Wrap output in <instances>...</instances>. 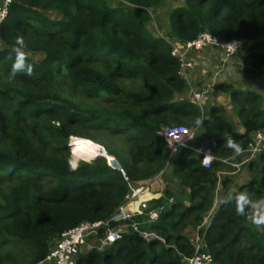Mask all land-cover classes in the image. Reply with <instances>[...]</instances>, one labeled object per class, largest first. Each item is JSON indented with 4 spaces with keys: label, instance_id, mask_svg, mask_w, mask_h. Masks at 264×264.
<instances>
[{
    "label": "trees",
    "instance_id": "obj_1",
    "mask_svg": "<svg viewBox=\"0 0 264 264\" xmlns=\"http://www.w3.org/2000/svg\"><path fill=\"white\" fill-rule=\"evenodd\" d=\"M163 1L9 4L0 23V264H37L64 230L110 217L131 185L151 183L170 166L179 186L187 189L186 198L165 188L149 201V209H159L156 220L136 215L123 222L137 221L141 229L157 231L165 243L145 241L127 228L112 244L79 252L76 263L183 264L184 256L193 254L187 231L212 210L217 172L225 166L217 159L204 168L193 152L179 153L186 149L166 165L168 148L159 131L163 125L197 127L194 122L202 117L198 133L203 129L205 134L196 139H206L217 158L232 156L226 138L244 149L250 134L264 128V104L260 93L227 78L215 90L228 95L243 132L225 119L223 107L211 104L202 111L184 96L188 85L177 73L179 64L167 40L184 42L203 31L221 40L236 38L243 43L237 54L241 60L229 66L242 64L244 80L262 76L264 0H184L169 14V36L148 29L152 12ZM18 36L34 71L13 79L11 49ZM203 52L212 59L217 53ZM73 93L77 100L69 96ZM86 140L104 147L126 175L103 156L71 168L69 146L71 155L78 156ZM246 167L250 172L237 192L247 191L254 200L264 197V152ZM233 179L220 180L226 194ZM221 201L201 230L213 264H264V227L259 230L238 215L234 202ZM102 235L100 229L97 236Z\"/></svg>",
    "mask_w": 264,
    "mask_h": 264
},
{
    "label": "built area",
    "instance_id": "obj_2",
    "mask_svg": "<svg viewBox=\"0 0 264 264\" xmlns=\"http://www.w3.org/2000/svg\"><path fill=\"white\" fill-rule=\"evenodd\" d=\"M10 3L9 0H0V18H2V21L8 14ZM167 41L171 46V55L177 59L179 64L177 73L188 85L191 101L196 103L203 111L204 107L207 106L208 96L210 97L213 91H215V84L233 77L234 74H231L226 67L233 60L236 61L238 59V51L243 47L242 41L236 38L221 40L207 31L201 32L192 40L184 42ZM229 44H232L231 48ZM231 49L236 50L232 51ZM204 50H215L217 53L216 57L212 59L213 70L208 74L210 77L205 83H202L201 81H196L194 70L201 65L202 73L206 74V70L204 69L209 67V65L200 63L202 57H209L205 55ZM198 130V127L187 125L163 126L160 129L159 135L162 136L168 148L166 165L171 162L179 149H186L196 154L200 160V164L204 168H210L213 162L218 159L225 166L217 172L219 184L224 176L238 177L243 167L247 166L259 154L264 152V128L253 131L250 134L247 145L241 155L237 156L234 154L221 158H217L207 144H194ZM207 153L211 155L212 159L209 165L205 166L203 164V158ZM103 157L110 167L117 169L124 176L126 175L125 170L115 160L116 158L114 156H112L113 164H111L109 156L104 155ZM149 185L150 183L131 185L129 192L125 195L124 202L110 217L94 221L85 220L72 228L64 230L55 241V244L49 248L46 256L37 264H77L76 258L79 252H82L84 249L89 250L112 244L121 237L127 228L136 232L145 241L158 240L165 243V238L157 231L141 229L137 221L127 223V225L123 223L131 220L136 215H146L147 222L154 221L158 218L159 209H149V201L157 198V196L152 198L153 194L150 193ZM147 195L150 196L146 197ZM128 205H130V210L126 212L124 208ZM216 206L217 200L214 202L212 210L205 217L204 221L194 228L195 234L191 238L194 245V252L188 257L184 256L183 264H213V256L206 249L204 233L201 230L206 229L207 226L204 228L203 225L208 221ZM100 229L104 231V235L101 237L97 236Z\"/></svg>",
    "mask_w": 264,
    "mask_h": 264
},
{
    "label": "rangeland",
    "instance_id": "obj_3",
    "mask_svg": "<svg viewBox=\"0 0 264 264\" xmlns=\"http://www.w3.org/2000/svg\"><path fill=\"white\" fill-rule=\"evenodd\" d=\"M110 1L114 4H119L121 0H110ZM183 4H184V0H164L163 3L159 7L155 8L154 11L152 12V14H151L152 19L148 24V29L155 35L160 34L161 36H164V35L169 36L168 35L169 34V23H170L169 22V14L175 7L181 6ZM170 40L173 41L175 39L170 37ZM238 60H241V59H239V57H238ZM242 68H243L242 64L240 67H239V65L237 67H233V66H227L226 67V69L231 74H234L231 81H234L239 86H242V88L251 89V90H254V91L260 93L263 96V104H264V75L258 76L254 79H251V80H244L241 76ZM204 70H206V72H208L209 67L205 68ZM201 71H202V68H201V65H199V67L194 70V75L196 76V75L200 74ZM204 76H205V79H203L202 83H205L208 80V78L210 77V75H206L205 73H204ZM201 80H202V77H201ZM69 96H71L73 100L78 99L74 93L69 94ZM184 96L190 98L189 90H187L186 93H184ZM207 101H208V103H207L208 106L213 104L215 106L223 107L227 112L225 119L228 120L232 126H234L233 127L234 129L236 128V130H238V128L240 127V122H239L237 115L235 114V112L233 110L232 103L230 102V99H229L227 94H225L219 90L218 91L215 90V91H213V94L210 95V97L208 96ZM163 126H166V125H163ZM199 132L200 133H198V134H205L203 129H201ZM195 143L198 145L201 143L206 144V139H204V138L202 139V137L200 136L198 139H196ZM83 146H84L83 144L81 146H79V148H83V152L78 153L79 154L78 156L74 155V154L71 155L72 151H71V148L69 146V166L71 168H73V165H75V167H77L79 164H81L83 162H89L95 157L93 155L87 154V151L84 152L85 146L84 147ZM79 148H78V151H79ZM179 153L191 155V153H189V151H186V150L185 151L182 150ZM257 164L261 165L260 159L257 160ZM248 172H250V171H249L248 167H246V166L240 170L239 176L236 177L235 179H233V180H235L234 181L235 184H230L227 194L225 193V191H223L221 189L220 184L217 185L219 190L215 193V197H214V202L216 201V198H217V206H218V204L221 201L223 196L225 197L226 195H230L232 193H236V194L238 193L237 192V186L239 184H241V182L245 181L247 176H244V175L245 174L248 175ZM160 174L161 173H159L152 180V182L149 185L150 192L152 194H156L158 192L159 196H161L163 193V190L165 188H170V190L173 192L172 194L176 198H180V199L186 198V192H188V191L186 188H181L179 186L178 179L176 177H174L172 174V166L168 167L164 171L163 175H160ZM155 196H157V195H155ZM185 203H187V201H185ZM210 220H211V216L209 217L208 221H206L205 224L203 225L204 228H205V226H207L209 224ZM251 225H253V224H251ZM258 229L261 230V227ZM187 232H188L187 234H195L194 229H189ZM104 246H106V245L100 246L98 248L102 249V248H104ZM84 250H86V249H84Z\"/></svg>",
    "mask_w": 264,
    "mask_h": 264
},
{
    "label": "clouds",
    "instance_id": "obj_4",
    "mask_svg": "<svg viewBox=\"0 0 264 264\" xmlns=\"http://www.w3.org/2000/svg\"><path fill=\"white\" fill-rule=\"evenodd\" d=\"M10 2L11 0H9V3ZM0 22H2V18H0ZM229 46L231 48L232 44H229ZM26 47L27 45L23 37L18 36L11 49L13 63L10 69V75L13 79L18 75L31 76L33 74L34 66L29 62L30 58L24 50ZM231 50L235 51L236 49ZM194 123L197 127H200L203 124V118L197 117ZM226 145L228 148L232 149L237 156L241 155L243 152L242 147L231 136L226 138ZM209 153L203 158V164L205 166H208L212 159ZM73 168H75V165H73ZM229 201L235 203V210L238 215L245 216L250 223L258 228L264 227V197L254 200L249 192L242 191L227 197L225 200H222L221 203H228Z\"/></svg>",
    "mask_w": 264,
    "mask_h": 264
},
{
    "label": "bare ground",
    "instance_id": "obj_5",
    "mask_svg": "<svg viewBox=\"0 0 264 264\" xmlns=\"http://www.w3.org/2000/svg\"><path fill=\"white\" fill-rule=\"evenodd\" d=\"M81 140V139H80ZM79 142V141H78ZM79 144V143H78ZM77 144V148H78V145ZM83 145L85 146H83L84 147V152L85 151H87V154H90V155H93V156H97L99 153L100 154H102V155H104V154H106L107 156H109L110 158H109V160H110V162H111V164H113L112 162H113V158H112V156L111 155H108L107 153H106V151H105V149L102 147V146H100V145H98V144H96V143H94V142H92V141H85L84 143H83ZM71 150H72V146H71ZM79 152L80 153H82L83 152V148H79Z\"/></svg>",
    "mask_w": 264,
    "mask_h": 264
},
{
    "label": "crops",
    "instance_id": "obj_6",
    "mask_svg": "<svg viewBox=\"0 0 264 264\" xmlns=\"http://www.w3.org/2000/svg\"><path fill=\"white\" fill-rule=\"evenodd\" d=\"M237 58H238V55H237ZM201 61H200V63H206V64H208L209 65V71L208 72H206V75H208L212 70H213V61H212V57L209 55V57L208 58H201L200 59ZM200 77V78H199ZM201 77H202V80H201ZM233 78V77H232ZM196 81L198 80V81H201V82H203V79H205V76H204V74L202 73V71H201V73L200 74H198V75H196ZM213 94V93H212ZM238 131L239 132H243V129L241 128V127H239L238 128ZM219 190V189H218ZM157 192V191H156ZM151 193V192H150ZM150 195H152V194H150ZM150 195H147V197L148 196H150ZM155 195H157V197L159 196V193L157 192L156 194H153V197L152 198H154V196ZM217 196V195H216ZM216 200H217V198H216ZM195 230V229H194ZM194 234H191L190 236H193Z\"/></svg>",
    "mask_w": 264,
    "mask_h": 264
},
{
    "label": "water",
    "instance_id": "obj_7",
    "mask_svg": "<svg viewBox=\"0 0 264 264\" xmlns=\"http://www.w3.org/2000/svg\"><path fill=\"white\" fill-rule=\"evenodd\" d=\"M70 145H71V143H70ZM104 155H106V154H104ZM104 155H102V154H98L97 156H104ZM96 156V157H97ZM116 160V159H115ZM117 161V160H116ZM147 197V196H146ZM124 210L127 212V211H129L130 210V205H128V206H126L125 208H124Z\"/></svg>",
    "mask_w": 264,
    "mask_h": 264
}]
</instances>
